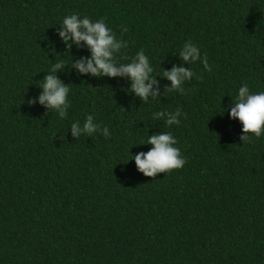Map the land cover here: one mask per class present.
<instances>
[{"label":"trees","instance_id":"1","mask_svg":"<svg viewBox=\"0 0 264 264\" xmlns=\"http://www.w3.org/2000/svg\"><path fill=\"white\" fill-rule=\"evenodd\" d=\"M74 12L127 43L118 62L144 50L155 96L70 68L89 55L57 35ZM189 40L211 71L184 63L194 77L166 92ZM61 59L64 119L28 103ZM243 83L264 91V0H0V264H264V135L243 143L228 115ZM177 108L179 125L153 119ZM87 115L110 135L73 137ZM167 131L186 163L145 176L129 159Z\"/></svg>","mask_w":264,"mask_h":264},{"label":"clouds","instance_id":"2","mask_svg":"<svg viewBox=\"0 0 264 264\" xmlns=\"http://www.w3.org/2000/svg\"><path fill=\"white\" fill-rule=\"evenodd\" d=\"M59 25L57 35L63 43L69 47L71 44L79 47L83 42L89 51L87 57L71 61V69L78 74L96 77H126L129 81L128 91L144 102H148L149 96L156 95L153 90L154 68L144 50H138L131 58L125 57L128 62H118L116 57L121 49L127 47V43L117 38L104 18L93 21L88 16L74 12L66 15ZM178 55L182 62L181 66L173 65L170 70H163L159 75L170 81V87L166 92L183 94L182 85L195 75L191 67L183 66L184 63L192 65L199 62L204 71H211V68L207 56L190 40L179 48ZM65 65L69 67L63 59L54 63L47 75L40 80L41 83L38 85L41 89L40 94L34 100L28 101L29 104L39 103L46 109L54 111L60 119L67 117L70 107L69 84H65L56 75ZM220 112L222 113L223 109ZM183 115L182 110L177 108L175 111H157L153 113V119H163L164 124L171 127L179 125ZM228 115L242 125L240 140L243 143L264 135V91L252 92L248 84L243 83L238 88L235 99L231 100L228 106ZM70 131L73 137H90L98 131L105 137L110 135L108 127H101L94 121L92 115H87L82 123L80 121L71 123ZM138 145L151 146L147 152L131 155L129 159L134 161L137 170L145 176L154 177L157 173L182 168L186 163L180 149L176 147L177 139L170 131L147 135V138Z\"/></svg>","mask_w":264,"mask_h":264}]
</instances>
